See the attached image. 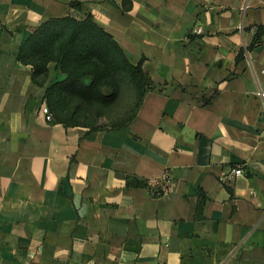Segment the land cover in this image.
I'll use <instances>...</instances> for the list:
<instances>
[{
    "label": "crops",
    "instance_id": "0c3cea01",
    "mask_svg": "<svg viewBox=\"0 0 264 264\" xmlns=\"http://www.w3.org/2000/svg\"><path fill=\"white\" fill-rule=\"evenodd\" d=\"M71 1L0 0V264H264V0ZM89 13L152 79L125 126L47 120L19 58Z\"/></svg>",
    "mask_w": 264,
    "mask_h": 264
},
{
    "label": "trees",
    "instance_id": "16d2710c",
    "mask_svg": "<svg viewBox=\"0 0 264 264\" xmlns=\"http://www.w3.org/2000/svg\"><path fill=\"white\" fill-rule=\"evenodd\" d=\"M71 5L80 6L79 0ZM264 25L258 26L251 47L263 41ZM243 55V50L239 58ZM19 58L33 67V79L45 85L52 72V65L65 74L50 81L45 91V103L52 113L53 122L66 126L86 125L99 129L95 120L105 107L121 96L124 84L134 88L136 105L124 121L111 127L125 126L136 114L152 79L143 68V60L132 62L114 35L105 29L93 14L77 17L72 14L51 17L33 31L19 50ZM91 76L90 82L84 78ZM162 177L156 194L165 193L171 186ZM199 200L198 215L207 195Z\"/></svg>",
    "mask_w": 264,
    "mask_h": 264
},
{
    "label": "rangeland",
    "instance_id": "374dc122",
    "mask_svg": "<svg viewBox=\"0 0 264 264\" xmlns=\"http://www.w3.org/2000/svg\"><path fill=\"white\" fill-rule=\"evenodd\" d=\"M135 105L134 88L129 84H124L120 98L115 103L105 107L103 115L95 120V125L105 128L122 122L133 113Z\"/></svg>",
    "mask_w": 264,
    "mask_h": 264
},
{
    "label": "built area",
    "instance_id": "2783aa9c",
    "mask_svg": "<svg viewBox=\"0 0 264 264\" xmlns=\"http://www.w3.org/2000/svg\"><path fill=\"white\" fill-rule=\"evenodd\" d=\"M193 32L194 33H197V34H202L204 32V29H203V26L202 25H197L194 29H193ZM262 94H264V92H262ZM42 112L44 113L45 117L47 118V120H52V113L50 112L48 106L46 103H44L42 105V108H41ZM235 173L237 175H240V174H243L244 173V168L242 166H239L237 168L234 169ZM165 178L167 179V183H171L172 182V176L170 174L169 171H166L165 173Z\"/></svg>",
    "mask_w": 264,
    "mask_h": 264
}]
</instances>
